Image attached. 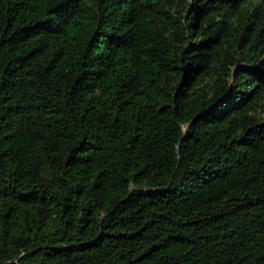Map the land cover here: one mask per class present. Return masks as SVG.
Wrapping results in <instances>:
<instances>
[{"label": "trees", "instance_id": "obj_1", "mask_svg": "<svg viewBox=\"0 0 264 264\" xmlns=\"http://www.w3.org/2000/svg\"><path fill=\"white\" fill-rule=\"evenodd\" d=\"M0 264H264V0H0Z\"/></svg>", "mask_w": 264, "mask_h": 264}]
</instances>
